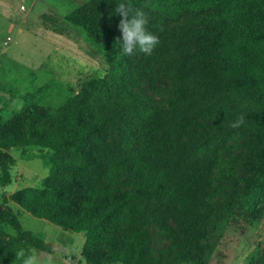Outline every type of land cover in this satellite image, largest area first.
I'll use <instances>...</instances> for the list:
<instances>
[{"label": "trees", "instance_id": "trees-1", "mask_svg": "<svg viewBox=\"0 0 264 264\" xmlns=\"http://www.w3.org/2000/svg\"><path fill=\"white\" fill-rule=\"evenodd\" d=\"M148 1L162 18L196 16L164 32L147 24L159 43L150 55L135 54L169 78V107L144 103L122 67L127 55L118 53L106 80H87L55 109L26 120L23 129L14 125L0 133V184H11L9 150L40 159L48 175L39 187L22 190L20 205L35 218L88 234L85 255L91 264H158L151 226L171 243L163 264H208L214 249L204 243L207 229L221 218L214 171L226 139H250L239 156L251 168L238 180L240 214L257 207L264 186V0ZM120 2L88 0L67 20L85 28L92 43L120 50L121 17L114 14ZM238 117L244 122L234 128ZM77 186L81 199L74 205L70 197ZM120 221L128 227L118 241L106 231ZM0 225L15 232L16 245L51 254L10 211H0ZM102 239L109 257L88 250ZM0 264L11 263L5 258Z\"/></svg>", "mask_w": 264, "mask_h": 264}, {"label": "rangeland", "instance_id": "rangeland-1", "mask_svg": "<svg viewBox=\"0 0 264 264\" xmlns=\"http://www.w3.org/2000/svg\"><path fill=\"white\" fill-rule=\"evenodd\" d=\"M88 0H0V133L6 134L14 125L21 129L26 120L55 109L66 97L80 90L92 79L106 80L119 49L92 43L85 28L67 20V15ZM148 24L157 32L170 31L188 25L196 18L186 14L178 19L162 18L148 0H141ZM199 26L198 24H195ZM123 69L133 91L146 105L167 109L173 97V87L165 72L156 64L138 55L126 56ZM250 139L236 135L226 139L221 147L220 161L214 171L218 188L216 207L221 218L207 229L204 243L214 251L208 264H255L264 258V186L257 207L249 214L239 213V197L243 191L240 178L247 176V168L239 156L248 150ZM8 154L14 163L10 168L11 184H0V211L8 210L16 216L25 231L39 236L51 254L15 244L11 228L0 225V259L20 264L15 259L19 248L33 249L42 260L54 257L52 264H91L85 255L88 234L73 233L46 220L33 217L20 205L24 188L39 187L48 175L40 159L27 160L20 149ZM70 197L74 205L81 199V188ZM125 188H123L124 190ZM130 217H132L130 215ZM128 224L116 222L107 235L123 240ZM151 252L163 264L170 242L157 227L149 229ZM95 242L89 252L100 258L109 257L107 239Z\"/></svg>", "mask_w": 264, "mask_h": 264}, {"label": "clouds", "instance_id": "clouds-1", "mask_svg": "<svg viewBox=\"0 0 264 264\" xmlns=\"http://www.w3.org/2000/svg\"><path fill=\"white\" fill-rule=\"evenodd\" d=\"M114 14L121 17L118 25L121 37L117 39L121 53L127 56L137 52L150 55L158 45L159 37L147 28L146 13L140 8H134L128 0H121L115 4ZM243 122L244 118L238 117L231 126L239 127ZM14 253L20 264H52L54 260L51 255L42 260L39 253L33 249L19 248Z\"/></svg>", "mask_w": 264, "mask_h": 264}]
</instances>
